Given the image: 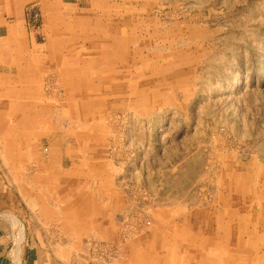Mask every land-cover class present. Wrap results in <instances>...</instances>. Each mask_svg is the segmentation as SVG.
I'll return each instance as SVG.
<instances>
[{
	"label": "rangeland",
	"instance_id": "rangeland-1",
	"mask_svg": "<svg viewBox=\"0 0 264 264\" xmlns=\"http://www.w3.org/2000/svg\"><path fill=\"white\" fill-rule=\"evenodd\" d=\"M13 131L109 178L92 264H264V0H0V156Z\"/></svg>",
	"mask_w": 264,
	"mask_h": 264
},
{
	"label": "crops",
	"instance_id": "crops-1",
	"mask_svg": "<svg viewBox=\"0 0 264 264\" xmlns=\"http://www.w3.org/2000/svg\"><path fill=\"white\" fill-rule=\"evenodd\" d=\"M53 42L59 45L61 41L48 40L47 50L53 47ZM87 68L85 65L81 70L85 72ZM72 94L69 97L82 94L81 98L74 99L79 107L96 104L83 97L82 82ZM144 101L140 102L143 106L147 104ZM23 107L26 112V105ZM17 117L20 115H15L14 119ZM37 120L43 123L40 118H24L18 121V126L31 132V122ZM13 132L15 139L11 149L7 147L0 156L7 159L0 166V176L7 175L0 177V264H92L98 254L95 251L100 253L109 248L94 241L117 238L112 210L118 201L112 196L109 178L105 173H95L89 178L86 171L65 168L64 157L55 155V161L53 155L51 161L48 157L41 158L39 152L33 151L35 144L30 142L29 135L25 134L22 142L21 135ZM184 248L187 250V246ZM184 254L190 253L185 251ZM194 254L207 256L202 250ZM227 255L226 251H221L217 264L224 262ZM95 261L101 264L96 258Z\"/></svg>",
	"mask_w": 264,
	"mask_h": 264
},
{
	"label": "bare ground",
	"instance_id": "bare-ground-1",
	"mask_svg": "<svg viewBox=\"0 0 264 264\" xmlns=\"http://www.w3.org/2000/svg\"><path fill=\"white\" fill-rule=\"evenodd\" d=\"M49 48V47H48ZM53 48V47H52ZM60 53V52H59ZM143 103H146V101H144Z\"/></svg>",
	"mask_w": 264,
	"mask_h": 264
},
{
	"label": "built area",
	"instance_id": "built-area-1",
	"mask_svg": "<svg viewBox=\"0 0 264 264\" xmlns=\"http://www.w3.org/2000/svg\"><path fill=\"white\" fill-rule=\"evenodd\" d=\"M102 252H104V251H102Z\"/></svg>",
	"mask_w": 264,
	"mask_h": 264
}]
</instances>
